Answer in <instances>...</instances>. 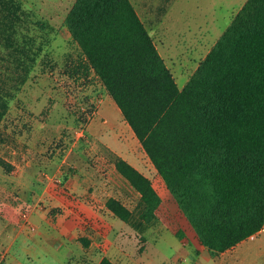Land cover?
Listing matches in <instances>:
<instances>
[{
	"label": "trees",
	"instance_id": "16d2710c",
	"mask_svg": "<svg viewBox=\"0 0 264 264\" xmlns=\"http://www.w3.org/2000/svg\"><path fill=\"white\" fill-rule=\"evenodd\" d=\"M36 24L45 32L22 45L31 57L21 74L56 34L51 24ZM64 24L80 49L72 73L99 79L156 170L149 178L108 148L94 151L102 173L139 194L138 218L162 220L187 243L167 207L172 202L214 255L258 233L264 227V0H245L181 88L131 0H74ZM0 166L19 173L2 157ZM105 206L123 222L133 216L116 197ZM78 240L89 244L87 237ZM98 264L116 263L103 256Z\"/></svg>",
	"mask_w": 264,
	"mask_h": 264
},
{
	"label": "rangeland",
	"instance_id": "374dc122",
	"mask_svg": "<svg viewBox=\"0 0 264 264\" xmlns=\"http://www.w3.org/2000/svg\"><path fill=\"white\" fill-rule=\"evenodd\" d=\"M73 2L0 0V39L5 42V59L0 62L4 66L0 69V96L8 102L0 126L1 140L7 147L2 158L16 162L24 171L14 177L0 174L3 189L0 190V223L20 214L25 215V220L31 204L35 219L32 224L28 220L25 224L32 229L33 243L56 249L66 242L61 234L64 222L61 219H72L68 209L78 211L81 218L88 210L97 209L104 217V222H98L97 236L91 228L93 224L83 218L88 221V231L83 234L95 238L96 253L90 256L83 250L72 264H98L100 257L115 246L138 258V264H264V227L233 249L214 255L201 248L194 230L174 203H168L167 207L185 230L187 243L171 233L162 220L156 218L145 223L139 219V194L125 180L97 168L94 151L104 147L116 154L111 146L123 145L127 153L142 154L139 163L149 178H154L156 172L141 145L127 136L122 127L127 123L99 79L93 73L87 77L72 73L80 49L64 18ZM131 2L150 27L160 55L181 88L245 0ZM38 20L51 24L56 34L33 69L21 74V65L27 67L31 57V52L22 49V45L28 46L29 38L33 42L45 32L36 24ZM12 54L13 62L9 59ZM109 197H116L133 211L128 222L107 214L104 205ZM74 221L75 243L82 235ZM73 250L76 253L75 247ZM0 254L4 255L0 256V264H8L2 242ZM56 255L54 259L63 264L65 255L62 252Z\"/></svg>",
	"mask_w": 264,
	"mask_h": 264
},
{
	"label": "crops",
	"instance_id": "0c3cea01",
	"mask_svg": "<svg viewBox=\"0 0 264 264\" xmlns=\"http://www.w3.org/2000/svg\"><path fill=\"white\" fill-rule=\"evenodd\" d=\"M4 39H0V62L4 61L5 59V55H3V50H4ZM9 59L12 60V62L15 60L14 54H12V56H9ZM4 66H2V64L0 63V69L3 68ZM5 111V102L4 99L2 98L0 100V114L3 113L0 117V126L2 125L3 121H4V117H5V113L7 111V107H6V111ZM124 122V121H123ZM96 125V123H95ZM123 129L126 131L127 136L129 137V139H131V141L133 143H139V141L137 139H135V135L132 131V129L130 128V126L128 124H122ZM0 134H2V129L0 128ZM1 136L0 135V156L3 157V153L6 150V145L5 143L1 140ZM134 140V141H133ZM140 144V143H139ZM10 148V147H9ZM111 148L116 152L117 155L123 157L124 159H126L129 163H131L133 166H135L138 170H140L142 173H144L146 175V173L144 172V169L141 167L140 163H139V159L142 158V154L141 153H136L134 154L132 151L130 153H127V151L123 148V145H116L115 147ZM144 151V150H143ZM11 153H14L13 149H10ZM146 154V153H145ZM147 156V155H146ZM6 160V158H5ZM12 164H14L15 166H17L19 168V173L23 174L24 171H22V167L18 164H16V162L14 161H10ZM0 168L2 169V167L0 166ZM113 170V169H112ZM4 171H0L1 175H4ZM18 173V174H19ZM7 174V173H5ZM17 174V175H18ZM20 174V175H21ZM9 175V174H7ZM9 176H15V175H9ZM29 178V177H28ZM30 182V194L29 197L30 199H32V179L29 180ZM2 188V184L0 183V190ZM50 195V197H55L53 194L48 193ZM29 199V200H30ZM21 201V200H19ZM105 206V205H104ZM28 217L25 218L24 220V216L23 215H19L16 217H10L12 219H8L6 218L4 223H0V242H2L3 247H4V253L8 255V264H54V262H56L57 264H61L58 263L54 258H56V253H60L62 252L65 255V262L63 264H72V262L76 261V257L79 259L80 258V254L81 252L87 251V254H89L90 256L92 255V252L95 254L96 253V249L94 246V239L93 236H91L90 234L87 233V235H84L83 233H86L87 227L86 224L89 221L90 223L93 224V226H91V228H94V235L97 236L96 234L98 233L96 231V228L98 226V222L99 221H103L104 222V217L103 214H101L97 209L94 210H88L87 211V215H84L82 218L81 216H79L77 214L78 211L73 212L71 209L67 210V214L72 215V219H67L64 220L61 219L62 222L61 223V234L65 237L66 242L64 241V243H61V245L54 249L52 247L49 246H36V244L33 243L32 241V229H30V225L25 224V221L28 220L30 224H32V220H34L35 218L32 217V206L30 204V209H28ZM83 211L85 210V208L82 209ZM107 214H111L112 213L106 209ZM106 214V215H107ZM36 215V214H35ZM83 218L87 219L88 221H85ZM74 219L77 221V227L76 230L81 232V237H87L89 239V244L88 246H83L81 244V242L78 240V242L75 241V243L72 240V236L75 234V229H74ZM12 226V228L10 229L9 226L7 227V225ZM91 225V224H90ZM19 226V227H17ZM32 227V226H31ZM262 230V229H261ZM260 230V231H261ZM259 231V232H260ZM258 232V233H259ZM79 238V237H78ZM103 238V237H102ZM71 242V243H68ZM83 246V247H82ZM73 247L76 248V253L74 252L75 250H73ZM201 248L203 250H206V248L201 245ZM234 248V247H233ZM231 248V249H233ZM228 249V250H231ZM227 251V250H226ZM225 252V251H224ZM223 252V253H224ZM221 253V254H223ZM0 256H4L3 254H0ZM103 256L108 257L110 260H112L113 262H115L116 264H138V258L135 259L132 257V255H129V253L125 250H122L121 246H115L112 248L111 251H108V253L103 254L100 257V260ZM99 260V261H100ZM98 261V263H99ZM5 263V262H3Z\"/></svg>",
	"mask_w": 264,
	"mask_h": 264
},
{
	"label": "built area",
	"instance_id": "2783aa9c",
	"mask_svg": "<svg viewBox=\"0 0 264 264\" xmlns=\"http://www.w3.org/2000/svg\"><path fill=\"white\" fill-rule=\"evenodd\" d=\"M80 132H82V130H80Z\"/></svg>",
	"mask_w": 264,
	"mask_h": 264
}]
</instances>
